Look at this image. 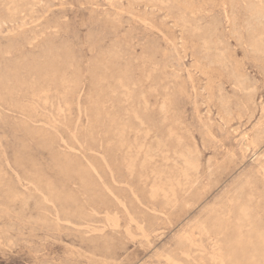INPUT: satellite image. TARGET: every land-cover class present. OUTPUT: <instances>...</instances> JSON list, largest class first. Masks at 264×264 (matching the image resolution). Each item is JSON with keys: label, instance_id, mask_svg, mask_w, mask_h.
<instances>
[{"label": "rangeland", "instance_id": "rangeland-1", "mask_svg": "<svg viewBox=\"0 0 264 264\" xmlns=\"http://www.w3.org/2000/svg\"><path fill=\"white\" fill-rule=\"evenodd\" d=\"M263 15L0 0V264H264Z\"/></svg>", "mask_w": 264, "mask_h": 264}, {"label": "bare ground", "instance_id": "bare-ground-1", "mask_svg": "<svg viewBox=\"0 0 264 264\" xmlns=\"http://www.w3.org/2000/svg\"><path fill=\"white\" fill-rule=\"evenodd\" d=\"M144 1V0H143ZM150 1V0H149ZM152 1V0H151ZM146 2H148V1H146ZM232 2V1H231ZM109 3V2H108ZM129 3V2H128ZM135 3H136V1H135ZM142 3V2H141ZM162 3V2H161ZM143 4V3H142ZM219 5V4H218ZM136 6V5H135ZM149 6V5H148ZM111 7V6H110ZM126 7V6H125ZM236 7V6H235ZM260 7V6H259ZM113 8V7H112ZM233 9V8H232ZM237 9V8H236ZM260 9V8H259ZM254 10V9H253ZM252 10V11H253ZM146 11V10H145ZM224 11V10H223ZM162 12V11H161ZM255 12V11H254ZM256 13H257V11H256ZM255 13V14H256ZM114 14V13H113ZM142 14V13H141ZM150 14V13H149ZM229 14V13H228ZM250 14V13H249ZM254 14V13H253ZM258 14V13H257ZM260 14V13H259ZM261 14H262V12H261ZM132 16V15H131ZM170 16V15H169ZM258 16V15H257ZM260 17L259 18H261V15H259ZM264 16V15H263ZM148 17V16H147ZM255 17V16H254ZM120 18V17H119ZM258 18V17H257ZM255 19V18H254ZM264 19V18H263ZM262 19V20H263ZM249 20V19H248ZM256 20H258V19H256ZM255 20V21H256ZM173 21V20H172ZM35 22V21H34ZM260 22V21H259ZM261 23V22H260ZM118 24V23H117ZM143 25V24H142ZM261 25V24H260ZM183 29V28H182ZM199 29V28H198ZM235 33V32H234ZM242 34V33H241ZM255 35V34H254ZM260 37V36H259ZM188 38V37H187ZM236 38V37H235ZM259 40V39H258ZM263 40V39H262ZM191 41V40H190ZM189 41V42H190ZM173 48V47H172ZM171 48V49H172ZM225 48V47H224ZM153 50V49H152ZM153 51H155V50H153ZM247 51V50H246ZM249 52V51H248ZM175 53V52H174ZM256 53V52H255ZM158 54V53H157ZM261 54H263V53H261ZM171 56V55H170ZM224 56L222 55V54H220V55H218L217 56V61H219V62H223V58ZM228 58V57H227ZM150 59H151V61L152 62H155V59H153V57L151 56L150 57ZM229 59V58H228ZM263 66V65H262ZM223 67V66H222ZM222 72V71H221ZM236 73V72H235ZM172 75V74H171ZM239 75V74H238ZM237 75V76H238ZM181 78V77H180ZM119 82H120V79H119ZM118 82V83H119ZM76 87V86H75ZM122 87V86H121ZM237 88V87H236ZM104 89V88H103ZM33 94V93H32ZM44 94V93H43ZM47 94V93H46ZM67 95V94H66ZM100 95V94H99ZM256 107V106H255ZM226 108V107H225ZM161 109H163V108H161ZM224 112V111H223ZM137 113V112H136ZM224 115V114H223ZM225 118V117H224ZM231 118V117H230ZM138 119L139 120H141V121H143V120H145V118H143V117H141V116H139L138 115ZM252 119V118H251ZM229 120V119H228ZM230 121V120H229ZM221 127V126H220ZM212 138V137H211ZM166 141V140H165ZM140 147V146H139ZM139 149V148H138ZM143 149V148H142ZM143 153H144V151H143ZM146 153V152H145ZM139 154V153H138ZM148 154V153H147ZM187 155V154H186ZM185 154H184V156H185V159H186V163L185 164H187L188 166H190V167H193V164H192V162H191V159L188 157L189 156V154H188V156H186ZM195 155V154H194ZM183 156V157H184ZM148 159V158H147ZM146 159V160H147ZM129 160V159H128ZM145 160V159H144ZM126 161V160H125ZM135 163V162H134ZM137 163V162H136ZM128 165V164H127ZM130 165V164H129ZM135 165V164H134ZM186 167V166H185ZM188 168V167H187ZM83 169V168H82ZM264 169V168H263ZM2 171V170H1ZM87 171V170H86ZM88 172V171H87ZM96 172V171H95ZM154 172V171H153ZM264 172V171H263ZM248 173V172H247ZM3 174V173H2ZM156 174V173H155ZM29 175V174H28ZM254 176V175H253ZM3 177V176H2ZM5 177V176H4ZM246 177V176H245ZM263 177V176H262ZM48 178V177H47ZM73 178V177H72ZM76 178V177H75ZM255 178V177H254ZM35 179V178H34ZM188 179V178H187ZM259 179V178H258ZM79 180V179H78ZM29 181V180H28ZM259 181V180H258ZM172 182V181H171ZM170 182V183H171ZM257 182V181H256ZM8 183H9V181H8ZM160 183V182H159ZM246 183H248V182H246ZM245 183V184H246ZM29 184V183H28ZM37 184V183H36ZM249 184V183H248ZM12 185V184H11ZM177 185V184H176ZM258 185H259V183H258ZM34 187H36V185L34 186ZM48 187V186H47ZM46 187V188H47ZM253 187V186H252ZM8 188V187H7ZM42 189V188H41ZM157 190V189H156ZM172 190V189H171ZM239 190V189H238ZM243 190V189H242ZM150 191H152V190H150ZM240 191V190H239ZM73 192V191H72ZM15 193V192H14ZM152 193V192H151ZM256 193V192H255ZM6 194V193H5ZM10 194V193H9ZM67 194V193H66ZM75 194V193H74ZM150 194V193H149ZM158 194V193H157ZM237 194V193H236ZM54 195V194H53ZM73 195V194H72ZM154 195V194H153ZM163 195V194H162ZM171 195V194H170ZM9 196V195H8ZM18 196H20V195H18ZM68 196V195H67ZM155 196V195H154ZM175 196V195H174ZM240 196V195H239ZM46 197V196H45ZM70 197V196H69ZM135 197V196H134ZM166 197V196H165ZM164 197V198H165ZM171 197V196H170ZM72 198V197H71ZM174 198V197H173ZM101 199V198H100ZM166 199H168L169 200V198H167L166 197ZM240 200V199H239ZM25 202V201H24ZM56 202V201H55ZM71 203V202H70ZM76 203V202H75ZM117 203V202H116ZM172 203V202H171ZM47 204V203H46ZM50 204V203H49ZM68 204V203H67ZM123 204V203H122ZM75 205V204H74ZM123 206V205H122ZM75 207V206H74ZM78 207V206H77ZM125 208V207H124ZM231 208V207H230ZM78 209V208H77ZM92 211V210H91ZM106 211V210H105ZM245 211H247V210H245ZM95 212V211H94ZM93 212V213H94ZM81 213V212H80ZM92 213V212H91ZM65 214V213H64ZM71 214V213H70ZM227 214H229V213H227ZM69 215V214H68ZM230 215V214H229ZM246 215V214H245ZM109 216V215H108ZM107 216V217H108ZM114 216V215H113ZM153 216V215H152ZM71 217H73V216H71ZM116 217V216H115ZM118 217V216H117ZM233 217V216H232ZM248 217V216H247ZM51 218V217H50ZM228 218V217H227ZM239 218H241V217H239ZM58 219V218H57ZM61 219V218H60ZM107 219V218H106ZM152 219V218H151ZM260 219V218H259ZM39 220V219H38ZM231 220V219H230ZM44 221V220H43ZM53 221V220H52ZM108 221V220H107ZM112 221H113V219H112ZM153 221V220H152ZM226 221V220H225ZM243 221V220H242ZM90 222V221H89ZM94 222V221H93ZM109 222V221H108ZM34 223V222H33ZM36 223H38V222H36ZM45 223V222H44ZM43 223V224H44ZM68 223V222H67ZM77 223V222H76ZM112 223V222H111ZM226 223V222H225ZM41 224V223H40ZM57 224V223H56ZM70 224V223H69ZM50 225V224H49ZM85 225V224H84ZM253 225V224H252ZM108 226V225H107ZM204 226V225H203ZM58 227V226H57ZM106 227V226H105ZM156 227V226H155ZM212 227V226H211ZM223 227V226H222ZM91 228V227H90ZM93 228V227H92ZM114 228H116V227H114ZM55 229V228H54ZM59 229V228H58ZM57 229V230H58ZM110 229V228H109ZM158 229V228H157ZM209 229H210V227H209ZM217 229V228H216ZM220 229V228H219ZM246 229V228H245ZM87 230V229H86ZM264 230V229H263ZM60 231V230H59ZM62 231V230H61ZM220 231V230H219ZM231 231V230H230ZM91 232V231H90ZM54 233V232H53ZM243 234V233H242ZM98 235V234H97ZM228 235V234H227ZM221 236V235H220ZM224 236H225V234H224ZM140 237H142V236H140ZM254 237V236H253ZM143 238V237H142ZM237 238V237H236ZM230 239V238H229ZM239 239V238H238ZM253 239V238H252ZM252 239H251V241H252ZM102 240V239H101ZM100 240V241H101ZM109 240V239H108ZM218 240V239H217ZM234 240V239H233ZM111 241V240H110ZM250 241V242H251ZM235 242V241H234ZM99 243V242H98ZM106 244V243H105ZM108 244V243H107ZM233 244H235V243H233ZM236 245V244H235ZM240 245V244H239ZM251 245H252V247H251V250L253 251L254 249H255V247H257L256 248V250H257V252L259 253V255L261 256V257H263L264 258V231H262V229H260L259 231L257 230V233H255V239L252 241V243H251ZM113 246V245H112ZM224 246H226V245H224ZM232 246V245H231ZM118 247V246H117ZM105 248V247H104ZM224 248V247H223ZM112 250V249H111ZM185 252V251H184ZM219 252V251H218ZM221 253V252H220ZM103 256V255H102ZM96 257V256H95ZM110 257V256H109ZM101 258V257H100ZM104 258V257H103ZM169 258V257H168ZM108 259V258H107ZM112 260V259H111ZM182 260V259H181ZM165 261V260H164ZM169 262V261H168Z\"/></svg>", "mask_w": 264, "mask_h": 264}]
</instances>
